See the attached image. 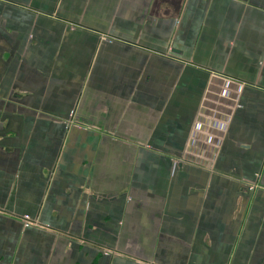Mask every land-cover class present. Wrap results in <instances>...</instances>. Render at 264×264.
Returning <instances> with one entry per match:
<instances>
[{
  "label": "crops",
  "instance_id": "crops-1",
  "mask_svg": "<svg viewBox=\"0 0 264 264\" xmlns=\"http://www.w3.org/2000/svg\"><path fill=\"white\" fill-rule=\"evenodd\" d=\"M0 264H264V0H0Z\"/></svg>",
  "mask_w": 264,
  "mask_h": 264
},
{
  "label": "built area",
  "instance_id": "built-area-1",
  "mask_svg": "<svg viewBox=\"0 0 264 264\" xmlns=\"http://www.w3.org/2000/svg\"><path fill=\"white\" fill-rule=\"evenodd\" d=\"M228 123L226 122H215V123H211L209 124V128L213 129V131L215 132L214 134L208 135L207 139L205 141H207V143H217L220 141V135L222 133H224L227 129ZM205 130V124H197L196 129H195V133L193 135V139L191 140V145L194 146L196 144V136L198 134L203 133ZM259 177V176H257ZM248 189L249 191H253L257 188V185L254 183L248 184ZM22 222L24 223V227H33L36 223L34 221H31L29 217H23ZM107 254V253H106Z\"/></svg>",
  "mask_w": 264,
  "mask_h": 264
}]
</instances>
